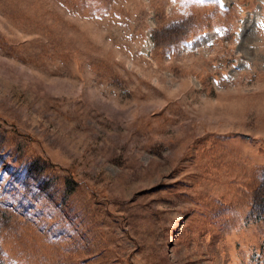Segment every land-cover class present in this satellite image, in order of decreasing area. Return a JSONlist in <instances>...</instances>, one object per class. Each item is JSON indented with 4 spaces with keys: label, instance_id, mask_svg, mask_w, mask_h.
<instances>
[{
    "label": "rangeland",
    "instance_id": "obj_1",
    "mask_svg": "<svg viewBox=\"0 0 264 264\" xmlns=\"http://www.w3.org/2000/svg\"><path fill=\"white\" fill-rule=\"evenodd\" d=\"M0 264H264V0H0Z\"/></svg>",
    "mask_w": 264,
    "mask_h": 264
}]
</instances>
